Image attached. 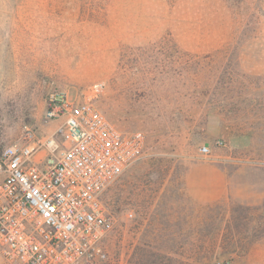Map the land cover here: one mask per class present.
<instances>
[{
  "label": "rangeland",
  "instance_id": "374dc122",
  "mask_svg": "<svg viewBox=\"0 0 264 264\" xmlns=\"http://www.w3.org/2000/svg\"><path fill=\"white\" fill-rule=\"evenodd\" d=\"M97 82L145 148L78 264H264V0H0V153L53 133L51 92Z\"/></svg>",
  "mask_w": 264,
  "mask_h": 264
},
{
  "label": "built area",
  "instance_id": "2783aa9c",
  "mask_svg": "<svg viewBox=\"0 0 264 264\" xmlns=\"http://www.w3.org/2000/svg\"><path fill=\"white\" fill-rule=\"evenodd\" d=\"M102 91L93 83L76 102L51 92L44 120L59 121L53 133L2 149L0 257L8 264H78L111 229L104 193L140 158L145 137L108 121L95 105Z\"/></svg>",
  "mask_w": 264,
  "mask_h": 264
},
{
  "label": "trees",
  "instance_id": "16d2710c",
  "mask_svg": "<svg viewBox=\"0 0 264 264\" xmlns=\"http://www.w3.org/2000/svg\"><path fill=\"white\" fill-rule=\"evenodd\" d=\"M105 258H106V254L103 255V259H105ZM103 259H101V260H103Z\"/></svg>",
  "mask_w": 264,
  "mask_h": 264
}]
</instances>
